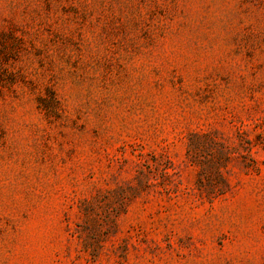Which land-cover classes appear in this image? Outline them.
<instances>
[{
  "label": "rangeland",
  "instance_id": "1",
  "mask_svg": "<svg viewBox=\"0 0 264 264\" xmlns=\"http://www.w3.org/2000/svg\"><path fill=\"white\" fill-rule=\"evenodd\" d=\"M0 264H264V0H0Z\"/></svg>",
  "mask_w": 264,
  "mask_h": 264
}]
</instances>
